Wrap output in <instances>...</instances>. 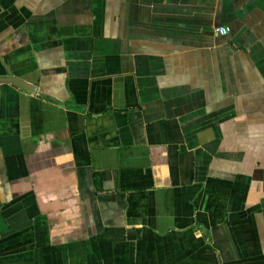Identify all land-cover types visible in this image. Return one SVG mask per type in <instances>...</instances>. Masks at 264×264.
<instances>
[{"label":"crops","instance_id":"crops-1","mask_svg":"<svg viewBox=\"0 0 264 264\" xmlns=\"http://www.w3.org/2000/svg\"><path fill=\"white\" fill-rule=\"evenodd\" d=\"M0 264H264V0H0Z\"/></svg>","mask_w":264,"mask_h":264},{"label":"water","instance_id":"water-1","mask_svg":"<svg viewBox=\"0 0 264 264\" xmlns=\"http://www.w3.org/2000/svg\"><path fill=\"white\" fill-rule=\"evenodd\" d=\"M5 83L7 84H11L12 86L18 88V89H23V90H28V86H25V84L23 82H21L20 80H17V79H13V78H9L7 80H4Z\"/></svg>","mask_w":264,"mask_h":264},{"label":"built area","instance_id":"built-area-1","mask_svg":"<svg viewBox=\"0 0 264 264\" xmlns=\"http://www.w3.org/2000/svg\"><path fill=\"white\" fill-rule=\"evenodd\" d=\"M217 33H218L220 36H224V35L227 33V30H225V29H218V30H217Z\"/></svg>","mask_w":264,"mask_h":264}]
</instances>
